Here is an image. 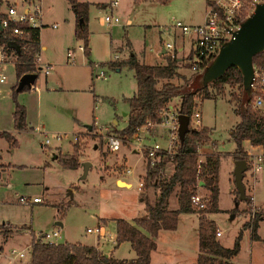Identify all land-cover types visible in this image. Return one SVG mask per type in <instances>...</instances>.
Masks as SVG:
<instances>
[{
    "label": "rangeland",
    "instance_id": "rangeland-1",
    "mask_svg": "<svg viewBox=\"0 0 264 264\" xmlns=\"http://www.w3.org/2000/svg\"><path fill=\"white\" fill-rule=\"evenodd\" d=\"M14 1L0 0V12H6L9 2ZM78 1L89 4L85 21L88 54L80 51L84 41L75 37L80 19L67 0H40L44 26L40 28V38L46 46L40 56L43 62L51 64L50 74L45 76L39 72L32 89L17 93L13 99L12 88L19 79L15 83L14 57L6 59L9 63L5 72L7 84L2 86L5 93L0 96V132L10 133L18 146L11 148L5 139L0 140V175L8 170V165L12 167L0 178V254L3 255L0 264H12L14 260H17L14 264H23L24 258L29 261L34 237L54 231L60 234L53 239L59 243L94 246L117 260L134 258L129 243L106 240L98 244L96 235L86 232L104 223L109 240L108 232L115 233L116 220L132 221L144 216V201L154 203L158 195V190L152 187L138 191L148 164L144 153L133 154V146L127 144L117 152L107 149L105 136L114 129L125 128L127 118L123 115L129 108L124 99L136 92L134 72L126 65L111 67L110 62L118 58L116 62L121 63L133 55L139 63L166 66L170 55L161 59L159 54L170 44L177 73L186 78L196 75L191 70V63L196 60L191 37L183 35L174 25L177 22L187 26L202 24L208 0H117L114 16L119 23L111 29L101 23L109 10L97 5L106 6L114 0ZM54 24L57 29L51 28ZM181 46H184L183 54L177 51ZM68 53L74 60L72 64L67 62ZM89 62L100 64L106 79L93 80ZM166 82L181 85L183 80L163 78L159 85ZM210 93L214 94V90ZM238 96L236 88L225 86L224 93L215 99H204L201 95L195 99L194 112L200 114V128L210 131V140L201 146L199 159L214 153L219 160L217 209L205 216L221 232V238L217 237L220 244L231 248L243 226L252 221V212L259 214L256 237L250 229L243 231L240 252L232 262L264 264V163L253 173L246 160L243 185L246 195L251 197V210L248 212L245 202L241 201L238 206L235 202L233 154L236 145L230 132L239 121ZM178 101L173 99L171 103ZM15 103L25 111L28 126L21 130L15 129ZM114 122L117 124L113 125ZM87 126L93 127L87 130ZM107 129L111 130L107 132ZM159 130L154 128L151 133ZM159 144L165 146L166 141L159 140ZM242 148H248V144L243 142ZM70 158L77 159L76 167L61 163ZM84 163L91 167L82 178ZM172 171V164L166 163L164 176L168 177ZM115 181L129 182L131 188L116 185ZM178 192L176 188L169 198L170 210L178 209ZM197 194L206 200L207 208L210 192L197 188ZM20 198H38L40 203L26 206L20 203ZM142 198L145 200L141 201ZM103 219L107 222H102ZM10 226L20 232L3 245L4 234L12 230ZM198 229L196 214H180L176 230L159 232L151 264H194ZM13 250L25 257L11 255Z\"/></svg>",
    "mask_w": 264,
    "mask_h": 264
},
{
    "label": "trees",
    "instance_id": "trees-1",
    "mask_svg": "<svg viewBox=\"0 0 264 264\" xmlns=\"http://www.w3.org/2000/svg\"><path fill=\"white\" fill-rule=\"evenodd\" d=\"M160 1V0H158ZM71 9L77 14V18L83 22L77 26L75 37L84 41L83 51L88 54L87 33L85 32V21L88 12V3H81L78 0H67ZM208 6H214L213 2H207ZM97 7H103L97 5ZM251 11L244 8L241 14V20L247 17ZM0 14V18H1ZM23 28L28 29L23 26ZM31 42L22 48L20 42L12 38L8 31L0 30V46L4 47L6 55H13L15 64V73L17 79L25 74H35L38 77L39 72L34 66V56L39 51V30H30ZM14 43L17 49L11 48ZM126 65L134 71L136 80V93L132 98L124 99L128 105L127 124L124 129L108 132L107 135H115L123 140H131L133 135L148 120L156 121L158 110L173 99L179 100V114L188 118V129L180 137V147L178 154L172 159L164 158L158 164L150 167L147 164L146 173L143 179L142 189L147 191L150 187L158 190V195L154 203L146 202L145 215L134 218L132 223L126 220H116L115 233L118 244L127 242L131 245L135 253V259L115 260L102 254L94 246H84L81 244H49L42 242H33L31 248L30 264H151V253L156 250L155 242L160 231H174L177 228L180 214L199 215L198 225V254L196 264H233L234 258L240 252L241 239L243 231L250 229L253 237H256L258 220L261 219L256 214L252 221L246 223L237 237L234 239L231 248L221 246L217 239V227L207 220L205 214L217 209L218 186V156L214 153L207 154L204 161L199 165L198 146L205 145L210 140L209 130L206 128L195 129L190 126L191 116L197 106L196 97L203 96L204 99H215L216 96L224 93L225 86L236 88L239 91L237 98L238 108L236 114L239 117L238 123L230 132V137L236 145L234 151V161L247 160L243 151L242 144L249 141L253 146H262L264 148V121L251 108V103L244 106L242 98V77L235 68L229 69L226 74L202 92L192 94L187 91V86L192 75L189 78L179 75L176 71L177 61L173 58L167 59L166 66H149L139 63L131 55L126 61L121 63L110 62L111 67ZM255 67H264V53L254 57ZM179 77L183 80L181 85L166 82L159 85L160 79ZM17 85L13 88V99L15 98ZM30 90L24 88L23 91ZM214 90V94L210 93ZM235 98V97H234ZM15 129L21 130L25 127V111L22 106L15 103L14 111ZM0 137L5 139L12 148L18 146L17 141L8 133L1 132ZM74 151L77 153L78 146L75 143ZM173 166L172 173L164 176L166 163ZM64 166L76 167L77 159L70 158L61 161ZM202 183V186L200 185ZM244 187V185H243ZM176 188L178 192V209L170 210L169 198ZM197 188H204L210 192L208 206L204 210H197L192 207L190 198L197 193ZM245 189V187H244ZM145 200V199H144ZM236 204H239V193L237 192ZM243 202L247 205L248 212L251 210V197L246 195Z\"/></svg>",
    "mask_w": 264,
    "mask_h": 264
},
{
    "label": "built area",
    "instance_id": "built-area-1",
    "mask_svg": "<svg viewBox=\"0 0 264 264\" xmlns=\"http://www.w3.org/2000/svg\"><path fill=\"white\" fill-rule=\"evenodd\" d=\"M260 1L262 0H219L213 2L214 6H208V12L202 24L187 26L177 22L174 25L183 35L191 37L194 57L196 59L191 63L192 72L196 74L201 72L206 64L216 55L222 43L230 38V31L238 28L243 9L246 8L252 11L254 4ZM117 5V0L111 1L106 7L109 13L101 19L102 25L108 29H111L119 23V19L114 16V9ZM41 19L42 9L39 0H20L19 3L8 6L7 11L2 14L0 18V30L8 31L10 36L18 40L23 48L31 42L30 30H40ZM23 26L28 29L23 28ZM53 28H56V26H53ZM166 49L167 54L175 59L174 53L171 52L172 47L170 44L166 45ZM6 59L7 56L4 47L0 46V96L5 93L2 86L7 84L5 72L9 62ZM73 61L72 55L68 53L67 62L72 64ZM34 66L38 69V72H43L45 75L49 73V66L42 64L40 56L37 54L34 56ZM254 74L255 82L252 86L251 108L264 121V67L254 66ZM92 78L93 80L105 79V73L100 64H93ZM179 116V103L172 104L168 102L158 110L157 120H148L137 130L131 140H123L115 135H106L105 142L107 149L110 152H117L125 144L133 146V149L138 154H145L150 167L158 164L164 158L172 159L178 154L180 147ZM190 126L195 129L201 127L200 114L198 112H193L192 118L190 119ZM154 128L165 132V146H161L157 142L150 143L148 141L149 137L152 136L151 132ZM246 142L248 148H243V151L249 160L248 163L251 165L253 173H256L260 169V163H264V148L262 146H253L249 141ZM255 151L259 152L255 153ZM198 156H202L201 146H198ZM203 161L204 159H199L198 164L200 165ZM141 189L142 183H139L138 191H141ZM19 201L22 205L26 206L40 203V199L38 198L32 200L20 198ZM190 202L192 207L197 210H204L206 208V200L197 193L191 196ZM256 214L255 211L252 212V219ZM86 232L96 235L104 243L106 240L111 241V237H109V240L106 237L107 233L102 226H98L93 230L87 229ZM58 236L59 232L54 231L52 234H43L39 237H34L33 242L52 244L55 243L53 239H56ZM216 236L220 237L221 232L217 231ZM11 255L19 259L25 257L23 253H17L14 250L11 251Z\"/></svg>",
    "mask_w": 264,
    "mask_h": 264
},
{
    "label": "water",
    "instance_id": "water-1",
    "mask_svg": "<svg viewBox=\"0 0 264 264\" xmlns=\"http://www.w3.org/2000/svg\"><path fill=\"white\" fill-rule=\"evenodd\" d=\"M83 20H80L81 24ZM11 48L17 49L12 43ZM264 53V0L254 4L252 11L239 22L238 28L230 31V38L222 43L216 55L206 64L201 72L196 74L187 86V91L197 94L210 86H214L226 72L235 68L242 77V98L244 106H248L255 82L254 57ZM37 76L35 74L23 75L17 83L16 92H22L24 88H31ZM179 136H182L188 129V118L180 115ZM234 183L239 193V199H245V189L243 187L244 173L247 171L245 160L235 161L234 164ZM83 176L86 177L87 171L91 167L89 163L82 164ZM128 186L117 181V184ZM238 206V204H236ZM61 225V224H60ZM59 225V226H60Z\"/></svg>",
    "mask_w": 264,
    "mask_h": 264
},
{
    "label": "crops",
    "instance_id": "crops-1",
    "mask_svg": "<svg viewBox=\"0 0 264 264\" xmlns=\"http://www.w3.org/2000/svg\"><path fill=\"white\" fill-rule=\"evenodd\" d=\"M40 1V0H39ZM137 1H140V0H137ZM165 1V0H164ZM202 2H204L205 0H201ZM216 2L217 0H215V1H213V0H208L207 2ZM20 2V0H15L13 3H11V2H9L10 4H16V3H19ZM1 3V2H0ZM99 5V4H98ZM108 5V4H107ZM107 5H106V7H107ZM118 6V5H117ZM105 7V8H106ZM208 9H209V7H208V5L206 4V7H205V12H204V16H203V21H202V23L205 21V18H206V14H207V12H208ZM115 10V9H114ZM4 12H0V14L2 15ZM42 19H41V27H44L43 25H42ZM130 24V23H129ZM53 26H56V28H53ZM57 25L56 24H54V25H52L51 26V28L52 29H57ZM40 30H39V51H38V53H36L38 56H40V51H44V50H46V46L45 45H42V40H41V38H40ZM184 46H181V47H179L178 48V53L180 54H183V50H184V48H183ZM80 51H83V49H81V47H80ZM88 51H89V49H88ZM5 54H6V51H5ZM164 55H168L167 54V49H166V47H165V49H162V51L160 52V54H159V57L162 59V58H164V57H162V56H164ZM7 56V55H6ZM178 56V55H177ZM11 57V58H10ZM12 58H13V55H11V56H9L7 59H10V60H12ZM40 59H41V56H40ZM128 59V58H127ZM126 59V60H127ZM118 60V58H114V59H112L111 60V62H116ZM182 60V58H180V56H178V61H181ZM41 62H42V64H44V65H48L49 66V73L47 74V75H45L43 72V74L45 75V76H48L49 74H50V71L52 70L51 69V64H47V63H45V62H43V60L41 59ZM119 62V61H118ZM93 62H89V66H90V70H91V77H92V74H93ZM159 66H163L162 64L161 65H159ZM14 67V66H13ZM115 68H117V67H115ZM14 69H15V67H14ZM119 71V69H117V72ZM133 71V70H132ZM134 72V71H133ZM135 78V77H134ZM105 79H106V75H105ZM37 80V79H36ZM16 81H17V77H16V73H15V83H16ZM18 82V81H17ZM34 85H35V83H34ZM33 85V86H34ZM32 86V87H33ZM32 87L30 88V90L32 89ZM136 88H137V86H136ZM136 93V92H135ZM41 94V93H40ZM135 95V94H134ZM133 95V96H134ZM132 96V97H133ZM39 97V96H38ZM131 97V98H132ZM126 99H129V98H126ZM172 102V100L170 101V103ZM179 102V101H178ZM177 102V103H178ZM128 106V105H127ZM127 115H128V112L127 113H125L123 116L124 117H126L127 118ZM94 121V120H93ZM117 123L116 122H114V124L113 125H116ZM126 124H127V122H126ZM113 125H111L112 126V128L114 129V127H113ZM28 125L25 123V127H27ZM91 127H93V126H87V130H90L91 129ZM111 129H107L106 131L108 132V131H110ZM114 131H119V130H115L114 129ZM1 133V132H0ZM8 134H10V133H8ZM11 135V134H10ZM12 136V135H11ZM13 137V136H12ZM14 138V137H13ZM15 139V138H14ZM0 140H4L3 138H1L0 137ZM16 140V139H15ZM159 140L161 141V140H163V141H165V132L163 131V130H159V132H156L155 134H152V136L151 137H149V142L151 143V142H157V143H159ZM17 141V140H16ZM246 142V141H245ZM17 143H18V141H17ZM247 143V142H246ZM12 148V147H11ZM1 151V150H0ZM132 151V153L133 154H138V152H136L134 149H132L131 150ZM139 155V154H138ZM12 167L10 166V165H8V170L7 171H4V172H8L9 171V169H11ZM3 172V173H4ZM3 173H1V175H0V178H1V176H2V174ZM252 175H254V174H252ZM116 183V185H117V181H115ZM125 183V182H124ZM130 188H131V183H126ZM200 185L202 186V183H200ZM141 201H144V198H142V200ZM149 203H151L152 204V202H149ZM37 204H39V203H37ZM35 205V204H34ZM196 217L198 218V215L196 214ZM199 219V218H198ZM133 221V220H132ZM132 221H128L127 220V222H129V223H132ZM102 222H107V220L106 219H103V221ZM57 225H60V223H57ZM115 225H116V221H115ZM60 226H62V225H60ZM100 226H102V227H104V229H105V231H106V226L104 225V223H102ZM11 227V226H10ZM12 228V227H11ZM217 230H218V228H217ZM198 231H199V229H198ZM219 231V230H218ZM17 232H20V230H13V228H12V230H9V231H6V233L4 234V236H3V239H4V243H3V245L5 244V243H7L9 240H11V239H13V237H14V235H15V233H17ZM108 232V231H107ZM220 232V231H219ZM109 233V237H111V241H109L110 243H116L117 241H116V239H117V237H116V233H114V234H112V233H110V232H108ZM58 237H60V234H59V236ZM57 237V238H58ZM158 237V236H157ZM56 238V239H57ZM218 238H221V237H218ZM97 240L99 241H97V243L98 244H101V243H104L103 241H100L98 238H97ZM12 241V240H11ZM219 241V240H218ZM55 242V244H65V243H59V242H57V241H54ZM31 243H32V245H33V240L31 241ZM69 244H73V243H69ZM32 245H31V248H32ZM109 245V244H108ZM130 245V244H129ZM119 245H117V247H118ZM222 246V245H221ZM224 247V246H223ZM130 248H131V245H130ZM226 248V247H225ZM132 249V248H131ZM4 250V249H3ZM2 251V250H1ZM133 251V250H132ZM134 252V251H133ZM105 254V253H104ZM135 254V253H134ZM198 254V253H197ZM108 258H113L110 254H105ZM0 257H3V255L2 254H0ZM197 258V257H196ZM114 259V258H113ZM132 259H135V256H134V258H132ZM132 259H130V260H132ZM26 260V258H24L23 259V261H24V263L23 264H30V261H31V256H30V258H29V261H25ZM115 260H117V259H115ZM122 260H127V259H122ZM151 260H152V258H151ZM17 260H14L13 261V263L12 264H14L15 262H16ZM194 264H196V260H195V262H194Z\"/></svg>",
    "mask_w": 264,
    "mask_h": 264
}]
</instances>
